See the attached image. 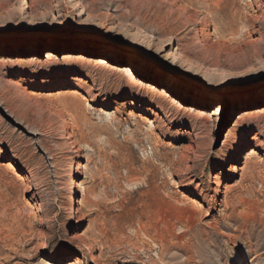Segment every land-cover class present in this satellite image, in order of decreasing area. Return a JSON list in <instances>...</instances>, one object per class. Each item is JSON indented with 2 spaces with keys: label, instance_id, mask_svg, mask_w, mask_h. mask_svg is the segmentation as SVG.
Wrapping results in <instances>:
<instances>
[{
  "label": "rangeland",
  "instance_id": "374dc122",
  "mask_svg": "<svg viewBox=\"0 0 264 264\" xmlns=\"http://www.w3.org/2000/svg\"><path fill=\"white\" fill-rule=\"evenodd\" d=\"M153 260L264 264V0H0V264Z\"/></svg>",
  "mask_w": 264,
  "mask_h": 264
},
{
  "label": "bare ground",
  "instance_id": "6f19581e",
  "mask_svg": "<svg viewBox=\"0 0 264 264\" xmlns=\"http://www.w3.org/2000/svg\"><path fill=\"white\" fill-rule=\"evenodd\" d=\"M57 34V33H56ZM59 35V34H58ZM46 57H47V63H49L50 65H57V66H59L60 67V69H61V71H62V69L66 66L67 67V65L69 66V65H72V67H81V68H90V69H92L94 66H96V65H98V66H102V65H106L107 64V62H105V60H103V59H98V60H93V61H90V60H86V59H83V58H81L82 56H80V54H72V53H66V55L62 58V60H53L52 59V54H51V52H48L47 54H46ZM166 58L167 59H170L171 61H174L176 58H178V53L176 52V51H174L173 53H171L170 55H167L166 56ZM14 65H16L17 67H18V64H14ZM44 64H39V63H37L36 65H30L29 67H28V72L29 73H31V75L30 76H32V77H35V72L36 71H43V72H46V74L45 75H43V77H46L47 75H50V69L49 68H47V67H44L43 66ZM92 67V68H91ZM93 70V69H92ZM138 89L136 90V91H138V92H136V96H138V97H141V96H143V97H149V98H153V97H156L158 94H159V96H161V94L159 93L160 92V90H157V89H155L152 85H150L149 83H147L145 80H140V81H138ZM92 87H90V88H87V90H86V92L87 93H91L92 92ZM157 98H159V97H157ZM7 105V104H6ZM261 114H262V112H261ZM242 117H257V115H256V113L254 114V112H252V110L250 111V110H244L243 111V114H242ZM255 119V118H254ZM184 171V170H183ZM83 193V192H82ZM81 203V201H79L78 202V204H80ZM166 231V230H165ZM161 231H159V233H160ZM163 233V232H162ZM161 233V234H162ZM164 234V233H163ZM160 235V234H159ZM160 237V236H159ZM162 237V236H161ZM165 239V238H164ZM163 242V239H161V243ZM169 244V243H168ZM162 245V244H161ZM166 245V244H165ZM162 246H164V245H162ZM162 246H161V248H162ZM166 246H168V245H166ZM165 248V247H164ZM164 248H162L163 250H164ZM162 250V251H163ZM159 256H160V254H159ZM161 257H163V256H161ZM161 257H159L160 259H162ZM148 261H149V259H148ZM145 262V261H144ZM143 262V263H144ZM151 262V261H150ZM149 263V262H148ZM153 263H154V260H153ZM161 263V262H160ZM151 264V263H150ZM154 264H156V261H155V263ZM158 264V263H157Z\"/></svg>",
  "mask_w": 264,
  "mask_h": 264
},
{
  "label": "water",
  "instance_id": "95a60500",
  "mask_svg": "<svg viewBox=\"0 0 264 264\" xmlns=\"http://www.w3.org/2000/svg\"><path fill=\"white\" fill-rule=\"evenodd\" d=\"M57 35L58 34H56V33H49V32H38V33H21V32H19V33H13V34L7 35V38H10V37H39V36H44L47 38V37H53V36H57ZM114 44L118 47L126 48V46L121 42L116 41V42H114ZM139 54L142 57H145L149 60H152L156 65L175 73L179 77L187 79V83H189L191 85L205 86V85L201 84L199 81L193 80L192 78H190L189 76H186L185 74L179 72L178 70L172 69L169 65L164 64L163 62H161L157 59H154L151 55L145 54L143 52L139 53Z\"/></svg>",
  "mask_w": 264,
  "mask_h": 264
}]
</instances>
